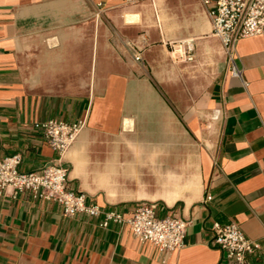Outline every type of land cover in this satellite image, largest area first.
Wrapping results in <instances>:
<instances>
[{
  "label": "crops",
  "instance_id": "1",
  "mask_svg": "<svg viewBox=\"0 0 264 264\" xmlns=\"http://www.w3.org/2000/svg\"><path fill=\"white\" fill-rule=\"evenodd\" d=\"M234 61L241 77L203 0H0V158L37 170L58 154L34 123H78L60 158L70 188L189 222L165 253L127 225L0 189V264H230L215 222L237 223L264 264V33Z\"/></svg>",
  "mask_w": 264,
  "mask_h": 264
},
{
  "label": "built area",
  "instance_id": "2",
  "mask_svg": "<svg viewBox=\"0 0 264 264\" xmlns=\"http://www.w3.org/2000/svg\"><path fill=\"white\" fill-rule=\"evenodd\" d=\"M135 3L140 0H125ZM208 6L213 33L219 37L231 64V74L241 77V70L234 61L236 43L246 37L264 33V0H203ZM185 58L192 59L191 40L186 42ZM135 60L141 56L137 52ZM45 142L50 145L58 158L43 167L23 171L19 168L23 157L16 153L0 158V189L30 192L35 198L60 204L66 216L84 213L101 218V226L108 227L114 222L129 226L133 235L141 242H148L161 252L176 251L184 246L188 221L176 215L160 217L153 203H139L130 214L114 209H105L89 202V196L82 190L69 187V169L60 162L61 155L75 141L80 125L57 119L37 121ZM213 240L230 264H255L250 256L260 244L249 238L235 223L215 222Z\"/></svg>",
  "mask_w": 264,
  "mask_h": 264
}]
</instances>
